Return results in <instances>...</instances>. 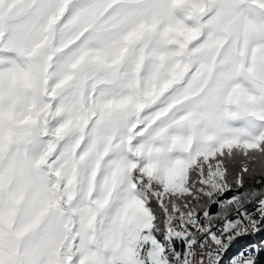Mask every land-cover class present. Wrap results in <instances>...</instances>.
Here are the masks:
<instances>
[{
  "label": "snow or ice",
  "instance_id": "1",
  "mask_svg": "<svg viewBox=\"0 0 264 264\" xmlns=\"http://www.w3.org/2000/svg\"><path fill=\"white\" fill-rule=\"evenodd\" d=\"M189 244L264 254V0H0V264Z\"/></svg>",
  "mask_w": 264,
  "mask_h": 264
},
{
  "label": "built area",
  "instance_id": "2",
  "mask_svg": "<svg viewBox=\"0 0 264 264\" xmlns=\"http://www.w3.org/2000/svg\"><path fill=\"white\" fill-rule=\"evenodd\" d=\"M253 194H255L253 192ZM171 219V218H170ZM185 221L189 224H195L194 219H189L187 217L184 218ZM202 231V230H201ZM175 237V239L177 240L179 246H183V244L188 240L191 239L192 241L196 242L198 240L201 239V236L199 234V232H190L187 234V236L184 235L183 230H180L179 232H177L176 234L173 235ZM208 242L205 241V244H207ZM211 248V245H208V248L204 249L205 252H208V250ZM201 252V248L197 247V248H193L192 244H189L188 246V250L184 253V255L186 257H189V259H185L182 261V264H193V259H191L192 257L196 256L198 253ZM208 264H214V259L212 257L211 254H209L208 256Z\"/></svg>",
  "mask_w": 264,
  "mask_h": 264
},
{
  "label": "trees",
  "instance_id": "3",
  "mask_svg": "<svg viewBox=\"0 0 264 264\" xmlns=\"http://www.w3.org/2000/svg\"><path fill=\"white\" fill-rule=\"evenodd\" d=\"M234 176H235V169L233 170L232 175L229 177V179H233ZM258 179H261V177L253 175L252 173H249L245 177V189H256V188L261 187V185L256 183ZM245 189H241V190L244 191ZM175 245H178L176 240H175ZM259 264H264V254H261L259 258Z\"/></svg>",
  "mask_w": 264,
  "mask_h": 264
},
{
  "label": "rangeland",
  "instance_id": "4",
  "mask_svg": "<svg viewBox=\"0 0 264 264\" xmlns=\"http://www.w3.org/2000/svg\"><path fill=\"white\" fill-rule=\"evenodd\" d=\"M175 237L174 236H172L171 238H170V243H169V247L171 248V247H173V246H175ZM177 241V240H176ZM178 243V242H177ZM179 245V244H178ZM179 259V258H178ZM180 264H182V262H180Z\"/></svg>",
  "mask_w": 264,
  "mask_h": 264
},
{
  "label": "water",
  "instance_id": "5",
  "mask_svg": "<svg viewBox=\"0 0 264 264\" xmlns=\"http://www.w3.org/2000/svg\"><path fill=\"white\" fill-rule=\"evenodd\" d=\"M242 191V190H241Z\"/></svg>",
  "mask_w": 264,
  "mask_h": 264
}]
</instances>
